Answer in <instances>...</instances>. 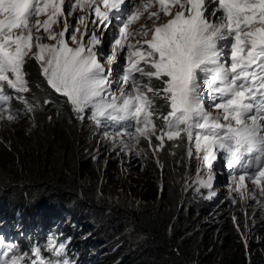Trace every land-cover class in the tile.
Wrapping results in <instances>:
<instances>
[{
  "label": "snow or ice",
  "instance_id": "1",
  "mask_svg": "<svg viewBox=\"0 0 264 264\" xmlns=\"http://www.w3.org/2000/svg\"><path fill=\"white\" fill-rule=\"evenodd\" d=\"M131 3L0 0V122L34 120L38 108L53 103L33 102L26 72L32 60L76 119L91 121L118 153L143 156L138 145L147 142L156 155L167 141L186 139L196 172L185 176L186 190L207 189L203 198L212 199L222 155L231 203L239 197L250 209L254 202L264 216V0ZM76 12L83 14L70 22ZM13 101L23 110L13 111ZM232 220L248 247L237 216ZM0 264L73 261L68 243L55 236L28 251L0 238Z\"/></svg>",
  "mask_w": 264,
  "mask_h": 264
},
{
  "label": "trees",
  "instance_id": "2",
  "mask_svg": "<svg viewBox=\"0 0 264 264\" xmlns=\"http://www.w3.org/2000/svg\"><path fill=\"white\" fill-rule=\"evenodd\" d=\"M48 111L51 120L41 112L30 132L20 131L19 142L12 136L14 151L0 158V215L22 206L26 188L32 202L47 196L88 213L104 239L122 236L128 248L114 254L129 253L114 264H264L262 243L251 247L247 262L241 238L230 226L206 220L204 205L182 197L171 175L162 189L152 175L134 187L114 180L101 153L92 159L86 147L76 145L66 111L60 116L54 107ZM118 186L123 190L116 191ZM132 228L145 240L139 248L123 236Z\"/></svg>",
  "mask_w": 264,
  "mask_h": 264
},
{
  "label": "clouds",
  "instance_id": "3",
  "mask_svg": "<svg viewBox=\"0 0 264 264\" xmlns=\"http://www.w3.org/2000/svg\"><path fill=\"white\" fill-rule=\"evenodd\" d=\"M127 2L134 7L131 0H127ZM82 14L80 12L74 13L73 16L69 17V21H75ZM144 22V19L141 18L132 28H139ZM56 30L59 31V28ZM109 39V36L104 39L103 50L105 53L110 52ZM103 63L107 68V62L104 61ZM26 72L35 97L33 102L40 104L43 100L49 99L53 103L38 108L34 120L29 117L12 125L7 122H0V158L4 155V152L10 154L14 151L13 147L17 146V143L12 144L10 141L12 136L19 142L20 131L27 129L30 132L37 125V119L41 112L47 113L46 117H51L52 115L48 109L54 107L55 114L60 116L61 109H63L67 113L68 132L76 140V145L86 147L88 152L92 153V159L95 158L98 152L101 153V163L106 167L110 165L109 169L113 172L114 180L134 187L137 184L144 183L147 175H152L156 184L162 189V186L167 184L171 175L172 180L179 186L182 197H191L189 199L204 205L207 212L206 215L204 214L206 220L218 224L222 229L226 225L230 226L233 232L241 238V232L236 230V225L232 220V216L236 215L241 231L248 236V247H245L243 243L247 262L252 261L251 247L256 248L259 243L264 245V216L259 214L254 202H247L252 204L250 209L246 207L245 203L239 202V197H237V204L233 205L231 203L230 193L226 188L230 179L229 170L222 155L218 156V160L215 162L216 175L213 183L216 195L212 199H205L203 197L207 195V189H201V194L197 195L194 187L187 190L184 188V184L187 182L185 176L194 178L196 175L195 162L189 163L186 156V139L179 142V146H174L172 141H167L156 155H152V149L148 147L147 142L138 145V149H144L143 156L137 157L134 153H118L117 150L113 149L110 142H102L101 133L94 128L91 121L81 123L76 119L68 106L63 103L64 98L59 97V94H55L48 88L39 74L38 65L34 61L29 60L27 62ZM12 109L13 111L17 109L22 111L23 106L19 102L13 101ZM158 123L162 122L158 121ZM157 160L164 165L163 169L157 166ZM104 173L102 172V174ZM117 190H123V187L118 186ZM22 194L21 207L0 215V238L4 239L5 243L18 244L21 249L28 251L34 245L43 246L49 236H55L57 240H64L68 243L69 257L73 264H114L124 260V257L128 255L129 250L124 254H114L118 248L121 250L128 248V244L125 241L122 242V236L114 239L100 237L97 234L96 222L88 213H86L85 219L80 222L85 224L84 227L78 230L70 229L69 226L73 225L70 222L71 214L84 212L76 206L62 204L61 202L55 203L53 199L47 198V196L42 201L32 202L30 200L33 199H29L30 195L26 188L23 189ZM248 221H251L250 226H248ZM134 232L136 233L132 228L128 234L123 236L126 237L127 241L137 243L139 248L145 240ZM262 244L259 245V250L264 254ZM116 245H118L117 248Z\"/></svg>",
  "mask_w": 264,
  "mask_h": 264
},
{
  "label": "rangeland",
  "instance_id": "4",
  "mask_svg": "<svg viewBox=\"0 0 264 264\" xmlns=\"http://www.w3.org/2000/svg\"><path fill=\"white\" fill-rule=\"evenodd\" d=\"M191 200V199H189ZM86 213L82 212L80 214L73 213L70 216V221L73 225L70 226V229L72 230H78L79 228L84 227L85 224H81L80 222L85 219Z\"/></svg>",
  "mask_w": 264,
  "mask_h": 264
},
{
  "label": "bare ground",
  "instance_id": "5",
  "mask_svg": "<svg viewBox=\"0 0 264 264\" xmlns=\"http://www.w3.org/2000/svg\"><path fill=\"white\" fill-rule=\"evenodd\" d=\"M71 222V221H70ZM69 228H70V226H69Z\"/></svg>",
  "mask_w": 264,
  "mask_h": 264
}]
</instances>
